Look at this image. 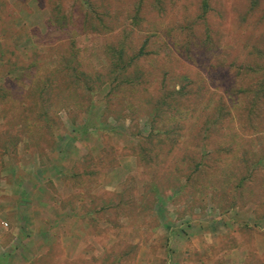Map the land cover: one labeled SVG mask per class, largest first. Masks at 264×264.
<instances>
[{"label":"rangeland","instance_id":"1","mask_svg":"<svg viewBox=\"0 0 264 264\" xmlns=\"http://www.w3.org/2000/svg\"><path fill=\"white\" fill-rule=\"evenodd\" d=\"M201 1L0 0V233L82 222L85 264H264V0Z\"/></svg>","mask_w":264,"mask_h":264},{"label":"crops","instance_id":"2","mask_svg":"<svg viewBox=\"0 0 264 264\" xmlns=\"http://www.w3.org/2000/svg\"><path fill=\"white\" fill-rule=\"evenodd\" d=\"M97 201V199H95ZM84 201H82L83 203ZM84 215L80 207V212L83 218H88V203H84ZM80 205L78 204V207ZM89 208V207H88ZM44 209V208H43ZM41 210V209H40ZM40 212V211H39ZM47 218L52 215V209L47 213ZM65 214V213H64ZM15 214L14 217L19 218L20 215ZM26 216V214H25ZM59 215H56L57 217ZM62 218L70 219L72 215H60ZM78 218V219H77ZM27 222L21 227L14 226L4 233H0V264H85L87 262L84 258V248L86 242L84 236L89 232L90 228L83 227L77 224L73 232L65 231L64 238L60 235V241L54 242V237L58 235L56 232L52 233L51 229L45 230V224L42 222L41 226L34 218H25ZM58 219V217H57ZM80 216L76 215V220H80ZM24 220H22V223ZM81 221V220H80ZM21 223V219L18 224ZM43 226V227H42ZM42 228V229H41ZM45 230V232H44ZM51 231V232H50ZM71 234V235H70ZM53 249V251H52ZM54 252V253H53ZM62 254V255H61ZM184 254V253H182ZM64 256V258L62 257ZM171 258L177 256V259H182L179 252L171 251ZM54 261H50L51 259ZM86 264H90L89 262ZM166 264H168L166 262Z\"/></svg>","mask_w":264,"mask_h":264},{"label":"trees","instance_id":"3","mask_svg":"<svg viewBox=\"0 0 264 264\" xmlns=\"http://www.w3.org/2000/svg\"><path fill=\"white\" fill-rule=\"evenodd\" d=\"M250 1V3H251V7L252 8H254V6H256V4L258 3V1L259 0H249ZM140 2H141V0H138V5H140ZM207 7H208V0H202L201 1V8H202V10H203V12H206L207 11ZM250 7V8H251ZM139 11V9H138V6H136L135 7V11H134V17H133V19H137V17H138V11ZM96 10H92V12L94 13V14H97V12H95ZM141 54V53H140ZM115 63H119L118 64V66H119V68L121 67H123V61H122V57L121 56H119V57H117L116 58V61H115ZM119 74V73H118ZM118 76V75H117ZM117 79V77L116 76H114L113 75V77H112V82H113V80H116ZM117 81V80H116ZM140 81V80H139ZM139 81H136V82H138V83H140ZM114 84V83H113ZM173 94H164V96H163V98H162V101H164V100H166V97L168 96V97H170V98H172L173 96H172ZM198 166V165H197Z\"/></svg>","mask_w":264,"mask_h":264}]
</instances>
